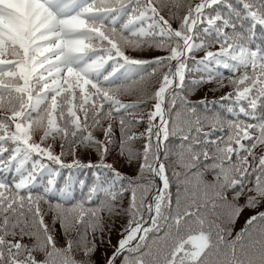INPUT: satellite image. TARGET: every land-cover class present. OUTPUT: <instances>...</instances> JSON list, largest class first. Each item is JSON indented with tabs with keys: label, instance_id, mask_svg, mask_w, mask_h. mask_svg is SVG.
I'll use <instances>...</instances> for the list:
<instances>
[{
	"label": "snow or ice",
	"instance_id": "6c2138e0",
	"mask_svg": "<svg viewBox=\"0 0 264 264\" xmlns=\"http://www.w3.org/2000/svg\"><path fill=\"white\" fill-rule=\"evenodd\" d=\"M262 208L264 0H0V264H264Z\"/></svg>",
	"mask_w": 264,
	"mask_h": 264
},
{
	"label": "trees",
	"instance_id": "16d2710c",
	"mask_svg": "<svg viewBox=\"0 0 264 264\" xmlns=\"http://www.w3.org/2000/svg\"><path fill=\"white\" fill-rule=\"evenodd\" d=\"M194 2H198V0H194ZM167 9H166V13H167ZM175 27V24L173 25ZM212 50H216L215 48H213ZM126 54H130V55H134L136 58H142V59H152L155 56H162V55H166V52L163 51H158L156 49H148L145 48L143 51L140 52H132L131 50H128L126 52ZM201 56H203V53H198L197 54V59H199ZM225 75H227V71L225 70ZM193 78H199L198 74H187L186 75V82L190 81ZM216 85L213 84H204L201 85L199 87H196L190 94H187L188 99L193 103V104H199V102L201 100H208V101H212V100H217L219 101V98L221 95H224L226 92L230 91V88H224L221 89L219 91H216ZM122 99L124 100V102L128 103L131 102L133 99H135V97H131V96H125L122 97ZM208 109L210 111H219L220 109L218 108V106L212 105L211 103L208 104ZM200 110L203 111V106L200 107ZM144 127L145 126H140L138 128V131H144ZM205 131H210V129L206 128ZM118 135V133H117ZM97 137L100 139H103V137L101 135H99L97 133ZM215 138V137H213ZM137 148H141V142H137L135 145ZM54 151L59 154L60 148L59 145H54ZM73 157L68 156L65 158V162L70 163ZM78 159H80L83 163H88L89 161H91L92 163H98L99 162V156L98 154L95 152V149H80L78 151L77 157ZM106 162L107 163H113L117 169L119 171H121L123 174L125 175H134L135 173L133 172V168L135 167V162H133L132 164H130L127 160L126 157H119L118 158V149L116 150V152H113L112 154H110L108 157H106ZM94 171L95 170H89V169H82V170H73V174L75 176L76 180H83L85 181L86 185H91L93 179H94ZM67 174H68V170L64 169L62 170V177L64 179L67 178ZM58 183L62 186L63 184V180L59 179ZM84 191H87V187H85ZM80 192V185L77 183L76 184V194L79 195ZM241 203H243V200L241 201ZM43 209L45 210V212L47 213V205H42ZM261 210H264V208H262ZM255 214V212L253 210L250 209H245L242 214L241 217L237 219L235 225L233 226V231H232V239L235 238V235L241 231V229L244 227V223H245V218L250 217L251 215ZM105 218L107 219V214H105ZM45 220L47 223H49L50 225L52 224V220L53 217L51 214H46L45 216ZM120 224L119 221H117L116 223V230L113 232L112 234V242L116 243V241L121 238L118 235V230H119ZM62 228L61 226L56 223L54 225L53 228V232L54 234H61L62 233ZM58 246H66V240L61 238L59 241V245ZM108 254H111V249H108ZM104 253H105V249L103 247L100 248V250L98 251V253L96 254L95 258L98 261H103L104 259ZM81 254H77V258H80Z\"/></svg>",
	"mask_w": 264,
	"mask_h": 264
}]
</instances>
